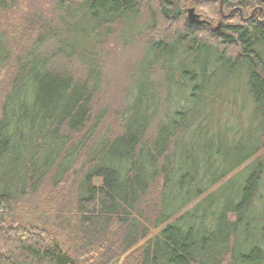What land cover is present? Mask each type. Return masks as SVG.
I'll return each mask as SVG.
<instances>
[{"label":"trees","instance_id":"1","mask_svg":"<svg viewBox=\"0 0 264 264\" xmlns=\"http://www.w3.org/2000/svg\"><path fill=\"white\" fill-rule=\"evenodd\" d=\"M185 3L58 0L71 23L33 21V40L23 25L20 47L0 31V264H264V2L203 0L201 24ZM143 12L153 60L133 75L120 131L98 137V77L76 79L68 60L87 71L100 26ZM44 184L42 214L20 207Z\"/></svg>","mask_w":264,"mask_h":264},{"label":"rangeland","instance_id":"2","mask_svg":"<svg viewBox=\"0 0 264 264\" xmlns=\"http://www.w3.org/2000/svg\"><path fill=\"white\" fill-rule=\"evenodd\" d=\"M57 1L58 0H8L6 9L4 11H0V31L2 30L7 34V41L8 39L12 40V38H15V45H17L16 47H20L22 41L27 39V34L23 35V25L28 24V27H31L30 30L32 40L36 36L35 32H32V30L38 26L37 24L33 25V21L43 24L48 28L55 26L54 24L56 23V18L58 15L55 10ZM192 1L195 2L196 0H186L184 5L185 8L188 9L193 6L195 8H193L194 11H199L201 13V17L205 18V13L203 11L207 8H200L203 0H199L197 3L195 2L191 4ZM234 11L235 10L232 9L225 12L229 19L231 17L229 15L234 14ZM60 16L65 19L63 20L64 22L62 24H59ZM76 19H78V17ZM65 22L71 23L72 21H69L68 17H64L60 13L58 15L57 27H61L63 24H65ZM150 23L151 17L147 12H143L137 16L132 23L130 22V24H132V27L130 26L131 28L126 26L124 21H113L110 25L103 24L100 26L102 28V32L105 30L107 33L103 34L104 36L99 42H97V44H95L91 51L88 44H84V51H81V54L84 57L83 59L89 61L88 67L90 69L88 68L86 71L87 66H84L81 62L76 61L74 57H71L68 60L69 62L66 66V69L68 72H72L73 75L76 76V79H87L88 83H91L92 79L90 80V77L87 76L88 73L92 76V73L96 72V77H98V88L96 89L93 98L94 115H96L98 112L101 113L98 121L95 120L94 122L97 124L96 133L97 135L99 134L98 137L104 135L106 137H112L120 131V118L128 101L131 87L134 85L133 75L136 73V70L139 67L146 68L147 63L153 60V57L146 56L145 53V48L148 46V26ZM216 23L222 25L220 24L221 22H212L211 26H214ZM226 24L230 25L231 21H228ZM128 27L130 28L129 30ZM105 28L109 30H106ZM125 32L126 34H124ZM77 37L78 36H71L70 38L77 40ZM57 48L58 46H54V50H57ZM47 49H49V47H47ZM77 57L82 60V56L80 54ZM158 67H160V61H156L155 64L151 65V69H149L148 73L149 82L155 84L162 83L163 71L158 69ZM3 75L5 74L1 71L0 95H2L1 91L4 86V79L2 78L4 77ZM152 90H154V88L150 89L151 93L153 92ZM160 91L161 92L159 94L158 92L154 93V96H157L155 100L158 101L157 111L162 109L165 110L162 106L161 100L164 97V89L162 90L161 88ZM149 96L150 95H147L148 100L151 102V98ZM148 100H146V103ZM148 104L149 103H147V105ZM152 131L153 128L151 127L146 132L148 137H151ZM260 156H263L262 153ZM248 164L249 162L243 167L246 165L248 166ZM238 169L233 172V174H230L227 178L232 177L236 174V172L240 171ZM71 178L72 177L68 178L69 180L66 182V186L64 187L67 188L64 194L66 196L65 201H68V199L70 200L71 197V191H69V186L71 185L72 181ZM42 187L43 189L40 190L41 192L39 191V193L36 192L35 195H32V199L28 200V198H24L22 205L20 204V207H31L35 204V208H37V204L38 209H40V213L42 214L40 199L46 193L47 185L44 184ZM20 202H22V200ZM54 214V211H52L50 214H47L48 223L55 224L56 222H59V220H56L57 218H55Z\"/></svg>","mask_w":264,"mask_h":264},{"label":"water","instance_id":"3","mask_svg":"<svg viewBox=\"0 0 264 264\" xmlns=\"http://www.w3.org/2000/svg\"><path fill=\"white\" fill-rule=\"evenodd\" d=\"M187 19L191 23L201 24V23L204 22L203 20L199 19L198 16L194 13V9L193 8H189L187 10Z\"/></svg>","mask_w":264,"mask_h":264},{"label":"flooded vegetation","instance_id":"4","mask_svg":"<svg viewBox=\"0 0 264 264\" xmlns=\"http://www.w3.org/2000/svg\"><path fill=\"white\" fill-rule=\"evenodd\" d=\"M261 1H263V2H264V0H261ZM188 9H189V8H188ZM188 9H187V10H188ZM260 21H261V20H260ZM218 27H219V25H218ZM218 27H217L215 30H219V29H218Z\"/></svg>","mask_w":264,"mask_h":264}]
</instances>
